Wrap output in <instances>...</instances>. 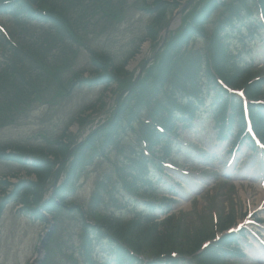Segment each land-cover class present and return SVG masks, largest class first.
I'll list each match as a JSON object with an SVG mask.
<instances>
[{"label": "trees", "instance_id": "trees-1", "mask_svg": "<svg viewBox=\"0 0 264 264\" xmlns=\"http://www.w3.org/2000/svg\"><path fill=\"white\" fill-rule=\"evenodd\" d=\"M24 1L32 13H35L39 18L48 21L52 20L57 31L33 33L25 29L26 32L31 34L26 37L25 47L20 48L16 52L15 57L19 62V67L7 83L23 81L25 73L30 68L31 70H37L39 73L35 76L36 86L34 91L26 89L24 85L19 83L16 84L18 92L15 97L18 100L29 98L31 94L39 96V81L45 76V69L49 60L60 58V54L64 51V47L61 46L65 44L61 37L62 35L80 44V42L87 41L89 34L94 31L93 26L97 24L94 19L97 16L106 17L110 22H120L125 14L122 0H64V3H58L55 0ZM260 1L264 3V0ZM245 2L247 3V1ZM143 3L139 5V8L152 16L151 22L146 26L143 38L150 37L155 40L168 23L169 16L176 5H178V0H172L171 2L155 0L153 3L143 0ZM218 3V0H208L204 7L186 14L184 24L170 35L164 47L154 57L150 65L145 67L144 76L142 75L138 81H135L132 73L125 69L127 58L124 59L122 65H117L110 55L91 49L92 63L95 66L93 72L96 74L95 78L89 82L94 84H113L117 82L120 90L128 91V94L121 99L112 120L108 122L111 126L110 128L115 129L113 135H116L121 140L122 134L124 135L128 130H131L136 132L140 138L145 139L152 147V158L139 154L134 149L133 154L136 155V158L130 156L135 163V165L130 167L131 171L128 172L127 167L126 171L119 168V177L124 187L131 193L137 192L138 188H140V186L138 187L139 183L144 185L148 181L151 171L150 164L159 167L155 162L156 149L153 148L163 140V133L158 132L149 123H146L143 114H147L145 115L146 117L161 123L165 128V133L172 134L175 128L174 119L170 114L163 113V111L167 108L169 102L176 101L174 95L177 92L200 97L203 93V84H200L199 79L200 74L202 77L207 78L208 84L214 82L216 74H218L233 86H245L250 97H256L263 93V81H252L254 74L250 70L245 73L242 71L231 72L226 67L227 45L223 39L224 35H222L223 26H219L212 35H209L205 30L204 25ZM234 7L233 10L235 12L242 9L237 6ZM249 12H251L250 9ZM227 21H232V17L226 18L222 23L226 24ZM249 25L251 26L248 27L250 33L248 35L253 36L256 33V26L253 23H249ZM197 36L208 38L209 44L207 48L201 52L183 51L187 49L190 40L197 38ZM242 37L244 39V36ZM57 48L59 51H55ZM45 77L47 78V76ZM48 77L59 79L57 92L65 87V82L60 80L55 73L48 72ZM82 78L80 74H74V78L70 83L72 86L78 84L82 81ZM151 83L154 84L153 88L150 87ZM237 100L239 99L235 98V96L232 97V106L235 111L240 110L241 103L240 100L239 102ZM133 102L135 103L132 104ZM175 104L179 105L178 102H175ZM148 108H152L150 114H148ZM227 108L228 100L218 106V111H221L218 115L219 120L224 119ZM107 136L109 137L110 135ZM69 148V145L62 143L60 156H64L69 152ZM80 150H84V148H80ZM32 153L41 155L42 158L45 156L43 149L33 150ZM165 153L167 154L168 152ZM77 157H74L75 159L68 166V172L72 171L74 173L78 169L79 161ZM37 161H44V159L40 158ZM44 164H38L37 167L38 183L25 187V183L21 182L16 186L15 193L18 195L20 191H25L26 189L34 190L32 201L28 197H21V200L36 217L43 220L45 219L43 211L53 213L59 208L68 206V202H65L63 197H61L59 189L56 190L55 196L51 200L43 202L46 181L52 174L51 163L46 161ZM129 176L133 177L132 180L129 179ZM100 187L106 188V185L101 183ZM56 198L60 199L61 203H58ZM104 202L105 199L101 191L96 192L92 198L93 204L89 214L98 226L92 227V229L97 241H100L102 236H107L112 242L117 243L118 262L121 261V257H124L127 259L128 264H142L143 259L139 258L141 254L147 253L149 257L154 259L160 258L162 255L170 257V253L173 250L180 248L179 252L183 254L191 253L200 245V239L190 244H184L180 240L182 237L180 229L182 228L179 225H173L171 221L163 227H159L156 224L148 223V221L147 224H143L140 220L124 222L116 219L111 214H103L99 210V206ZM2 206L3 202L0 201V208ZM80 213L86 214L81 208ZM86 226L85 229L90 230L88 223H86ZM94 236L85 235L80 245V250H88L92 245ZM43 264H47V262L44 261Z\"/></svg>", "mask_w": 264, "mask_h": 264}, {"label": "rangeland", "instance_id": "rangeland-1", "mask_svg": "<svg viewBox=\"0 0 264 264\" xmlns=\"http://www.w3.org/2000/svg\"><path fill=\"white\" fill-rule=\"evenodd\" d=\"M134 2L135 0H131ZM216 16V15H215ZM214 16V17H215ZM127 20V27L122 25L115 29V36L116 39L112 43V48L117 51V52H122V48H128L130 46L131 40L133 38V34L135 32H139V30L142 28V26L145 24L146 18L145 15L143 14H138L135 10H129L126 16ZM202 43L197 41L194 46L196 47H201ZM149 49V44L146 43L143 46V55L139 56L140 58H143L147 53V50ZM125 53L127 52L124 50ZM83 53V52H82ZM252 55L257 57L256 61L258 63L264 62V44L263 46L256 45L253 48ZM249 57V56H248ZM137 60V59H136ZM133 60V61H136ZM86 61V55L83 53V55L80 57V64L84 63ZM131 62V67L135 65L136 62ZM130 67V68H131ZM100 93L99 89L96 90H83V91H78L72 102L76 103L77 105H83V104H88L92 101H94ZM102 112V111H101ZM40 114V113H39ZM39 114L35 113L34 115H30L24 123H22L20 126L8 129L5 131L4 135L7 136L9 139H21L25 137L26 135H30L33 133L38 132L40 128V121H39ZM100 118V114L97 113L95 115V120H98ZM57 124L56 120H52L51 125L54 126ZM72 130L77 131V126L75 125ZM201 128L199 126L195 127L193 131H188L183 134V139H187V136H190V132L193 134L199 132ZM214 135V133H212ZM212 135H209L207 137H204L202 141L198 142L196 137L191 138V142L197 145H201L202 147H207L210 149L212 146ZM197 140V141H196ZM228 144L225 142L221 144L219 149L221 152H224L227 149ZM211 150H208V153H210ZM181 156H185L184 153L181 154ZM179 160V162L183 161ZM264 160V159H263ZM253 160L250 161H244L241 167L237 168L238 175L244 176L246 174V169L248 165L252 162ZM181 166H183V163H180ZM184 167V166H183ZM220 167V163H218L213 169H218ZM259 167L264 168V162L259 161ZM101 165L97 166H92L89 168L88 173L83 175L81 177V182L82 186L78 188V190L75 193V196L77 199L81 201H87L90 194L93 191V188L95 186V180L100 177L102 173L110 169V167L105 166L104 168H101ZM20 170V168L16 165H5L0 162V173L10 171V170ZM95 169H98L95 170ZM22 175L24 173L22 172ZM213 175V174H212ZM263 175L262 171L259 172H253L251 174L250 180H243L240 179L241 177H235L233 180L230 181V183L233 186V183H239L235 187V190H231L230 187L231 184L227 185L226 188H221L223 191L222 198L215 203L216 207L218 210H222L223 212H228L232 211L235 209L237 211V218L241 219L246 212V209L248 208H256L259 204V202L264 198V190H261L262 187H264V180L261 177ZM196 180L197 176L195 175ZM203 181H205L204 178H202ZM209 180H213L211 177L208 178ZM199 181V180H198ZM242 181H245L246 183L252 182L253 186H243ZM193 184L196 186L197 182L193 181ZM185 187L188 192H192L188 184H185ZM210 188L209 183H205L202 185L201 188L198 189L199 193L202 194L204 193L207 189ZM212 186L209 189L210 191L212 190ZM213 191V190H212ZM203 197V196H202ZM199 199V204L197 208H194V206L191 208V203L190 200H184L180 204H177L175 206V210L177 212H187V211H192L193 213V218L196 219V212H202L203 209L206 207L207 203L203 198ZM15 205L9 206L6 211L4 212L1 221H0V264H25L26 261L33 259L36 255V246L38 243L39 236L41 233H43L45 229V225L42 223H36L33 222L29 219H27L25 216H20L15 213L16 210ZM191 208V209H190ZM120 215H124L126 217H131L132 214L127 210V211H118ZM202 217H205V219L209 216L206 217L205 214H199ZM264 216V213L262 214ZM207 221L208 224H211V218L209 216L208 219L204 220ZM192 229L195 228V225L191 226ZM249 254L254 257H250L248 255L249 259L248 262L240 263V264H261L253 258H255L256 253L250 251ZM255 254V255H254Z\"/></svg>", "mask_w": 264, "mask_h": 264}]
</instances>
